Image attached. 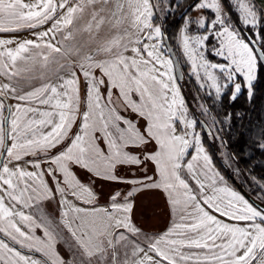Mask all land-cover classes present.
<instances>
[{"label":"snow or ice","instance_id":"obj_1","mask_svg":"<svg viewBox=\"0 0 264 264\" xmlns=\"http://www.w3.org/2000/svg\"><path fill=\"white\" fill-rule=\"evenodd\" d=\"M234 6L248 35L221 0L191 6L214 17L185 15L179 32L190 77L216 103L229 89L231 101L242 88L250 99L264 65V31H252L264 16L251 0ZM178 7L0 0V264H264V209L215 168L197 131L208 121L190 115L178 61L154 22ZM19 32L33 38L4 35ZM213 38L222 62L206 58ZM199 107L209 115L215 105ZM217 122L211 115L205 129L214 140ZM146 190L169 208L160 233L136 223L135 198Z\"/></svg>","mask_w":264,"mask_h":264},{"label":"trees","instance_id":"obj_2","mask_svg":"<svg viewBox=\"0 0 264 264\" xmlns=\"http://www.w3.org/2000/svg\"><path fill=\"white\" fill-rule=\"evenodd\" d=\"M172 2H178L179 7L167 14L164 19L160 18L161 14H157L154 22L162 25V30L166 37L164 41L166 40L169 43L176 56H178L177 35L184 22V16L192 13L191 6L198 3L199 0H172ZM221 3L225 12L230 14L233 27L241 29L244 35L249 34L248 30L241 24L230 1L221 0ZM260 25L259 31H264V23ZM215 45L216 41L213 38L206 48V58L212 62H222L221 58L212 54V47ZM182 70L183 72L186 71L185 68ZM179 86L183 97L190 106L191 115L201 123L203 121L196 109L197 100L199 99L202 104L206 103L207 106L215 105L210 115L217 116L218 121L223 122H217L218 128L222 129L219 132L220 139L212 140V138L203 132L202 139L204 147L212 156L215 168L225 177L226 181L254 206L257 208H264V195L257 185V183L264 184V149L259 147L260 144L264 143V137H262V133H264L263 66H258L256 79L252 88L253 95L250 99L247 97L245 89L242 88L243 91L235 101L229 99L231 94L227 92L223 100L220 103H216L214 99L201 96L200 90L196 86L194 80L186 76L179 82ZM118 99L117 95L112 97V101L114 102L116 100L118 101ZM118 103H120L119 107H121V102L118 101ZM226 114H230V118L227 120L225 119ZM124 115H126V113ZM221 147H223V151L228 155L229 160L236 169V173L233 174L230 172L227 169L228 167L217 156ZM148 192L153 193L155 198H157L156 195H159L161 198V200L159 199L151 202L150 208L156 207V213L153 214L152 209H149L148 215H150V217L146 215L149 218L146 216H138L137 210L139 209V205L136 201L137 198H135V218L136 223L145 231L153 233L158 231L153 228L159 223L157 221L160 219L158 214L161 212L164 214L166 209L165 211L162 209V198H164V196L161 193L154 190ZM159 204L160 207H158ZM153 215L157 218L152 217ZM144 223L149 225V227H146Z\"/></svg>","mask_w":264,"mask_h":264},{"label":"rangeland","instance_id":"obj_3","mask_svg":"<svg viewBox=\"0 0 264 264\" xmlns=\"http://www.w3.org/2000/svg\"><path fill=\"white\" fill-rule=\"evenodd\" d=\"M180 1V0H179ZM230 1V3L232 4V6H233V8H234V10H235V12L237 13V15H238V17H239V14H238V12H237V10H236V8H235V6H234V4H235V0H229ZM251 2L254 4V6H255V8H256V10L261 14V16H264V14H263V11H262V9H261V7H260V5L256 2V1H254V0H251ZM222 9H223V7H222ZM223 11H225L224 9H223ZM162 15V14H161ZM204 16V17H206L207 19H208V21H210L213 17H214V13H212V11L211 10H209V9H204V10H200V11H192V13L191 14H189V15H187V16H190L191 17V19L192 20H196L198 17H200V16ZM240 20V19H239ZM183 24H184V22H183ZM182 24V25H183ZM260 26L261 25H259L258 26V28L257 29H253L252 31L253 32H255V31H259V28H260ZM45 27H47V26H45ZM248 30V29H247ZM199 31H201V32H203L204 30H199ZM4 35H6V36H14L15 38H17V39H20V40H22V39H31V38H33L32 36H31V34L29 33V32H19V33H10V34H4ZM214 40H215V38H214ZM216 41V40H215ZM216 43H217V41H216ZM177 45H178V56H177V58H178V61H179V63H180V65H181V67H182V69L183 68H185L186 69V71L185 72H183V79H184V76H186V77H190V75H189V73H190V66H189V63L187 62V60H186V58L184 57V55H183V52H182V47H181V44H180V40H179V34L177 35ZM214 47V46H213ZM212 47V48H213ZM205 52H206V50H205ZM220 58V57H219ZM212 62V61H211ZM257 70H258V68H257ZM183 71V70H182ZM190 78H192L193 80H194V82H195V79H194V77H190ZM242 79V78H241ZM255 81V80H254ZM254 81H253V84H254ZM179 83V82H178ZM195 84H196V82H195ZM196 86H197V84H196ZM198 87V86H197ZM245 89V91L247 92V89L246 88H244ZM243 91V90H242ZM241 91V92H242ZM228 92H231V89H229L228 90ZM200 93H201V96H203V97H208L207 96V93L205 92V91H203V90H200ZM231 94V93H230ZM116 96V95H115ZM118 96V95H117ZM239 96V95H238ZM237 96V97H238ZM247 97H248V92H247ZM119 98V97H118ZM249 98V97H248ZM117 101V100H116ZM114 102L113 101V103L119 108V104L120 103H118V101L119 102H121V100L120 99H118V101L117 102ZM9 103H14V101H9ZM200 104H202V102L198 99L197 100V104H196V109H197V111H198V113L200 114V117H201V120L204 122V121H208V124H205V126L206 127H209V125H211V115L209 114V115H203L202 114V110H201V108L199 107V105ZM123 114H125V113H123ZM126 115L127 116H129V118H131V119H133V120H135V121H137L138 123L140 122L139 121V118L137 117V116H135V114H132L130 111L128 112V113H126ZM190 115H191V113H190ZM215 128H218V126H217V124L215 125ZM197 131H200L201 132V135L203 134V132H204V130H203V128H201L200 126L199 127H197ZM210 137V136H209ZM210 138H212V137H210ZM212 140H214V139H212ZM220 159H221V161L228 167L227 169L230 171V172H232L233 174L234 173H236V169L234 168V166H233V164H232V162L229 160V158H228V155H226V153L223 151V147H221V149L218 151V155H217ZM123 174V173H122ZM222 175V174H221ZM223 176V175H222ZM224 177V176H223ZM224 179H225V177H224ZM225 182H226V184H227V186H229L230 188H232L233 190H235V191H237L229 182H227L226 181V179H225ZM257 185H258V187L261 189V191H262V194L264 195V184H259V183H257ZM96 189H97V191L99 192V191H103L104 193H105V195L109 192V191H111V188L109 187V186H107V185H101V184H97L96 185ZM148 191H151V190H146V191H143V192H141V194L140 193H138L137 194V199H136V201H137V204L139 205V209L137 210V214H138V216H140V217H144V216H146V215H148L149 214V209H152V211H153V214L154 213H156V207H153V208H150V205H151V202H153L154 200L155 201H157V200H161V198H160V196L159 195H156L157 196V198H155L154 197V194L153 193H151V192H148ZM238 192V191H237ZM141 196H140V195ZM140 197H139V196ZM155 199H154V198ZM158 207H160V204H159V206ZM163 207V206H162ZM55 208H56V205L54 204V203H49V204H47L46 205V210L48 211V213L49 214H54L55 213ZM147 209V210H146ZM149 217H150V215H148ZM147 217V216H146ZM149 217H147V218H149ZM152 217H156V216H152ZM158 217H160L161 218V221H160V219L159 220H157L158 222H162V224H161V227H160V229L164 226V224H165V215L163 214V212H161L160 214H158ZM157 218V217H156ZM143 222H144V220H143ZM170 223V222H169ZM145 224V223H144ZM146 225V227H149V225H147V224H145ZM170 225V224H169ZM153 228H155V227H153Z\"/></svg>","mask_w":264,"mask_h":264},{"label":"crops","instance_id":"obj_4","mask_svg":"<svg viewBox=\"0 0 264 264\" xmlns=\"http://www.w3.org/2000/svg\"><path fill=\"white\" fill-rule=\"evenodd\" d=\"M162 199H163V202H162V206L163 207H162V209L164 211L166 209V212H164V215H165V220H164L165 221V224H164V226L161 229H160V227H161L162 222L161 223L159 222L158 224H156L154 229H157L158 231L157 232H153V233H160V232L164 231L169 226V224H170L169 222H171L170 216H169V208H168V205L166 203V199L165 198H162ZM160 221H161V218H160ZM149 233H152V232H149Z\"/></svg>","mask_w":264,"mask_h":264},{"label":"water","instance_id":"obj_5","mask_svg":"<svg viewBox=\"0 0 264 264\" xmlns=\"http://www.w3.org/2000/svg\"><path fill=\"white\" fill-rule=\"evenodd\" d=\"M254 1H256L257 3L259 2V0H254ZM246 35H248V34H246ZM164 46H165V48L171 50V52H170L171 56L173 57L174 60H177L178 61V58H177L175 52L173 51L172 47L169 45V43L166 40L164 41ZM262 66L264 68V65H262ZM176 74H177V76H180L182 74V77H183V71H182V67H181L179 61H178V64H177V72H176ZM182 80H183V78L180 79V80H178V82H181ZM202 124H203V122H202ZM205 129H207V127L204 124V127H203L204 132H205ZM258 208L264 209L262 207H258Z\"/></svg>","mask_w":264,"mask_h":264},{"label":"bare ground","instance_id":"obj_6","mask_svg":"<svg viewBox=\"0 0 264 264\" xmlns=\"http://www.w3.org/2000/svg\"><path fill=\"white\" fill-rule=\"evenodd\" d=\"M259 5H260V7H261V9H262V11H263V14H264V0H259Z\"/></svg>","mask_w":264,"mask_h":264},{"label":"flooded vegetation","instance_id":"obj_7","mask_svg":"<svg viewBox=\"0 0 264 264\" xmlns=\"http://www.w3.org/2000/svg\"><path fill=\"white\" fill-rule=\"evenodd\" d=\"M264 69V68H263ZM231 93V92H230Z\"/></svg>","mask_w":264,"mask_h":264}]
</instances>
